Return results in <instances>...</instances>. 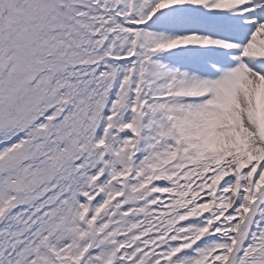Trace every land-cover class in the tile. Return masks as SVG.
I'll return each mask as SVG.
<instances>
[{
  "label": "snow or ice",
  "instance_id": "1",
  "mask_svg": "<svg viewBox=\"0 0 264 264\" xmlns=\"http://www.w3.org/2000/svg\"><path fill=\"white\" fill-rule=\"evenodd\" d=\"M0 264H264V0H0Z\"/></svg>",
  "mask_w": 264,
  "mask_h": 264
}]
</instances>
